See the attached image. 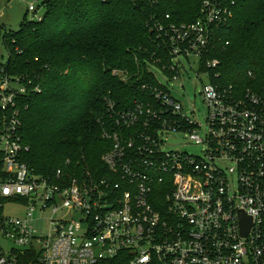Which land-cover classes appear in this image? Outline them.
Listing matches in <instances>:
<instances>
[{
	"label": "built area",
	"instance_id": "obj_1",
	"mask_svg": "<svg viewBox=\"0 0 264 264\" xmlns=\"http://www.w3.org/2000/svg\"><path fill=\"white\" fill-rule=\"evenodd\" d=\"M24 1L40 19L34 2ZM233 5L199 0L193 21L175 23L168 13L149 19L168 56L153 65L166 82L152 71L131 106L107 101L102 173L41 175L22 160L29 147L19 133L17 97L26 87L0 66V199L25 207L22 216H0V235L10 243L0 245V264H264V88L209 74L219 60L207 56L229 44L220 33ZM2 47L0 36V54ZM180 57L208 77L203 135L170 92ZM177 131L203 144V154L165 150L163 135Z\"/></svg>",
	"mask_w": 264,
	"mask_h": 264
},
{
	"label": "trees",
	"instance_id": "obj_2",
	"mask_svg": "<svg viewBox=\"0 0 264 264\" xmlns=\"http://www.w3.org/2000/svg\"><path fill=\"white\" fill-rule=\"evenodd\" d=\"M226 1H234L233 15L220 35L229 44L207 56L219 60L209 74L260 90L264 0ZM198 9L199 0H46L40 19L25 16L17 31L3 27L8 57L4 63L0 54V66L26 87L17 97L19 133L29 147L22 160L41 175L104 172L101 155L110 141L102 128L112 119L107 101L117 109L131 106L142 97V83L154 80L155 59L167 63L149 19L168 13L175 23L189 22Z\"/></svg>",
	"mask_w": 264,
	"mask_h": 264
},
{
	"label": "rangeland",
	"instance_id": "obj_3",
	"mask_svg": "<svg viewBox=\"0 0 264 264\" xmlns=\"http://www.w3.org/2000/svg\"><path fill=\"white\" fill-rule=\"evenodd\" d=\"M34 2L38 15H43L44 4L46 0H31ZM27 19L32 18V13L27 12V3L24 0H0V28L3 31V27L12 31H17L20 27L24 17ZM1 53L3 55L2 60L4 63L7 61L8 51L2 47ZM182 66L180 67L179 77L168 81L170 92L172 97L181 103L183 109L182 113L190 117L192 120L201 124L202 135L205 130V121L207 117L206 105L202 99L201 90L204 83H207L208 77L200 73L198 68V62L188 61L187 59L180 57ZM151 70L162 82H166V79L161 71L156 67H152ZM165 142L163 148L165 150H181L187 151L190 154L201 156L203 153V144H196L190 141L184 132H169L164 134ZM25 212L23 204L15 201L5 202L2 209V214L5 216L19 217ZM50 211L44 213V218L50 216ZM36 215V213H35ZM0 245L3 248H7L10 243L1 237Z\"/></svg>",
	"mask_w": 264,
	"mask_h": 264
},
{
	"label": "water",
	"instance_id": "obj_4",
	"mask_svg": "<svg viewBox=\"0 0 264 264\" xmlns=\"http://www.w3.org/2000/svg\"><path fill=\"white\" fill-rule=\"evenodd\" d=\"M249 224H250L249 221L244 223V231H246L248 229Z\"/></svg>",
	"mask_w": 264,
	"mask_h": 264
}]
</instances>
